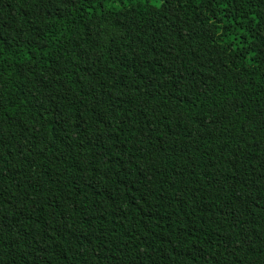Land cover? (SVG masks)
Listing matches in <instances>:
<instances>
[{
	"label": "trees",
	"instance_id": "16d2710c",
	"mask_svg": "<svg viewBox=\"0 0 264 264\" xmlns=\"http://www.w3.org/2000/svg\"><path fill=\"white\" fill-rule=\"evenodd\" d=\"M0 264H264V0H0Z\"/></svg>",
	"mask_w": 264,
	"mask_h": 264
}]
</instances>
